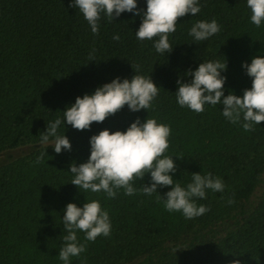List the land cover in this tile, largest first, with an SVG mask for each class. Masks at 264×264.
<instances>
[{"label":"trees","instance_id":"16d2710c","mask_svg":"<svg viewBox=\"0 0 264 264\" xmlns=\"http://www.w3.org/2000/svg\"><path fill=\"white\" fill-rule=\"evenodd\" d=\"M72 2L0 0V152L34 146L0 165V264H64L58 254L67 235L66 206L83 207L92 200L108 212L111 235L92 242L77 231L86 251L71 257L70 264H264V122L245 131L243 117L231 123L222 115V104H205L196 113L179 106L175 95L178 79H192L189 70L202 62L226 61L224 95L243 96L252 78L242 64L264 57V23L257 27L251 22L247 0H198L201 11L179 18L168 37L173 51L161 54L154 48L158 37L137 39L142 16L124 12L109 22L101 13L95 35ZM137 4L146 11V0ZM213 19L220 25L217 34L204 41L189 35L197 21ZM117 34L119 41L113 39ZM135 74L151 77L160 88L149 109L132 112L125 105L86 130L64 125L63 111L78 96ZM57 118L62 120L58 134L72 145L60 154L52 138L47 144L40 138ZM137 118L171 127L165 155L177 166L170 173L175 182L186 187L193 173L222 179L223 192L206 189V198H194L208 212L186 219L166 211L158 195L165 197L171 186L143 194L150 174L133 183L134 195L120 189L111 199L103 191L71 184L70 165L87 162L90 138L104 129L126 131ZM41 154L42 162L36 163Z\"/></svg>","mask_w":264,"mask_h":264},{"label":"clouds","instance_id":"9594fccd","mask_svg":"<svg viewBox=\"0 0 264 264\" xmlns=\"http://www.w3.org/2000/svg\"><path fill=\"white\" fill-rule=\"evenodd\" d=\"M146 5L144 11L138 8L137 0H73L70 7L79 9L95 35H99L98 21L101 13L107 16L109 22L124 12L142 16L136 37L141 41L158 37L154 48L161 54L173 51L168 37L176 31L179 18L188 14L194 16L201 11L198 0H146ZM247 7L251 10V22L260 27L264 23V0H247ZM219 31L220 25L215 19L211 22L197 21L191 27L189 35L195 41H204ZM113 39L119 41L120 36L114 35ZM242 67L252 78V86L244 90L243 96L233 93L225 96L224 85L227 78L221 73L227 68L226 61H208L186 73L192 77L190 82L177 80V103L196 113H202L205 104H222V115L227 120L236 124L243 117V129L253 131L254 125L264 122V57H253L250 64L244 62ZM138 69L139 65L136 66V70ZM159 89L151 77L135 74L130 80L125 78L122 81L117 77L98 87L91 95L78 96L75 103L63 111V123L65 125L66 122L77 130H86L90 129L93 122H104L106 117L116 114L125 105L132 112L147 110L157 97ZM61 124L62 120L57 118L47 124L46 132L40 133L42 144H47L52 138L57 154L62 150L71 151L72 147L64 134H58ZM170 135L169 125L151 118L143 123L137 118L126 131L111 132L104 129L90 138L91 152L87 162L79 166L75 163L70 165L74 176L71 184L84 191H103L111 199L117 196L120 189L124 190L125 195H134L137 189L133 187V183L143 180L145 174H150V185H142L143 194L151 196L157 193L158 187L171 186L165 197L158 195V200L162 199L164 202L165 210L170 213L180 212L186 219L199 217L210 209L204 205L198 206L194 198H206V189L223 192L225 184L221 178L214 177L211 173H193L192 181L186 187L175 182L170 173H175L177 166L173 157L165 155ZM43 155L37 157L36 163L42 162ZM234 202L232 199L228 201L229 204ZM62 219L67 235L63 236L64 244L58 257L64 264H70L71 257H78L86 251V245L78 242L77 231L84 232L85 239L92 242L101 235H111L109 214L96 200L86 202L83 207L68 203ZM232 264H240V261L233 260Z\"/></svg>","mask_w":264,"mask_h":264},{"label":"rangeland","instance_id":"374dc122","mask_svg":"<svg viewBox=\"0 0 264 264\" xmlns=\"http://www.w3.org/2000/svg\"><path fill=\"white\" fill-rule=\"evenodd\" d=\"M34 146L24 145L13 149H7L0 152V165L6 164L12 160L22 157L30 152Z\"/></svg>","mask_w":264,"mask_h":264}]
</instances>
